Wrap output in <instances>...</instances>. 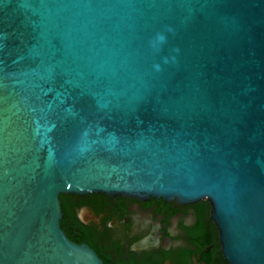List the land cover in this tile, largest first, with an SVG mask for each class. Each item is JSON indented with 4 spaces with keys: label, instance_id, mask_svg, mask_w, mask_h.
Here are the masks:
<instances>
[{
    "label": "water",
    "instance_id": "95a60500",
    "mask_svg": "<svg viewBox=\"0 0 264 264\" xmlns=\"http://www.w3.org/2000/svg\"><path fill=\"white\" fill-rule=\"evenodd\" d=\"M89 194L205 201L264 264V0H0V264H103Z\"/></svg>",
    "mask_w": 264,
    "mask_h": 264
},
{
    "label": "flooded vegetation",
    "instance_id": "af4514ba",
    "mask_svg": "<svg viewBox=\"0 0 264 264\" xmlns=\"http://www.w3.org/2000/svg\"><path fill=\"white\" fill-rule=\"evenodd\" d=\"M73 212L103 264H228L205 201L75 195Z\"/></svg>",
    "mask_w": 264,
    "mask_h": 264
},
{
    "label": "trees",
    "instance_id": "16d2710c",
    "mask_svg": "<svg viewBox=\"0 0 264 264\" xmlns=\"http://www.w3.org/2000/svg\"><path fill=\"white\" fill-rule=\"evenodd\" d=\"M75 195H60L62 219L60 220V227L65 235L76 244H81L85 241V231L83 226L76 220L73 206ZM206 204V202H205Z\"/></svg>",
    "mask_w": 264,
    "mask_h": 264
}]
</instances>
